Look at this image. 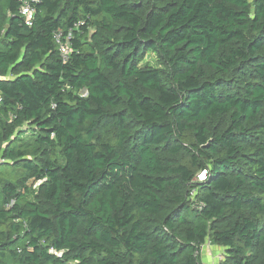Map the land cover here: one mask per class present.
<instances>
[{
    "label": "trees",
    "instance_id": "obj_1",
    "mask_svg": "<svg viewBox=\"0 0 264 264\" xmlns=\"http://www.w3.org/2000/svg\"><path fill=\"white\" fill-rule=\"evenodd\" d=\"M21 5L0 0V264H203L205 242L264 264V0Z\"/></svg>",
    "mask_w": 264,
    "mask_h": 264
},
{
    "label": "built area",
    "instance_id": "obj_2",
    "mask_svg": "<svg viewBox=\"0 0 264 264\" xmlns=\"http://www.w3.org/2000/svg\"><path fill=\"white\" fill-rule=\"evenodd\" d=\"M20 1L22 2L21 14L24 16L26 24L30 25L35 13L34 3H36L38 0H20ZM60 36H61L60 32L56 33V39L59 43L60 51L63 55H65L68 51V44L67 42H62L60 40ZM65 40H68V36L65 37ZM201 175L204 176L205 175L204 172H202Z\"/></svg>",
    "mask_w": 264,
    "mask_h": 264
},
{
    "label": "crops",
    "instance_id": "obj_3",
    "mask_svg": "<svg viewBox=\"0 0 264 264\" xmlns=\"http://www.w3.org/2000/svg\"><path fill=\"white\" fill-rule=\"evenodd\" d=\"M203 244L202 262L203 264H218L219 260L222 259L224 254V249L219 246H211L209 242Z\"/></svg>",
    "mask_w": 264,
    "mask_h": 264
},
{
    "label": "rangeland",
    "instance_id": "obj_4",
    "mask_svg": "<svg viewBox=\"0 0 264 264\" xmlns=\"http://www.w3.org/2000/svg\"><path fill=\"white\" fill-rule=\"evenodd\" d=\"M147 59L150 60V56H148ZM206 244H207V243L205 242V245H206ZM202 246H203V245H202ZM202 246H201V247H202ZM211 246H217V245H212V244H211ZM219 247H221V246H219ZM222 248H223V247H222ZM203 254H204V253H203V248H201V249H200L201 260L203 259V258H202V255H203ZM202 263H203V262H202Z\"/></svg>",
    "mask_w": 264,
    "mask_h": 264
}]
</instances>
